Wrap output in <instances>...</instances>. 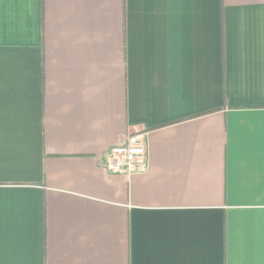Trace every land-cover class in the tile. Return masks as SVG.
<instances>
[{
    "label": "crops",
    "instance_id": "obj_1",
    "mask_svg": "<svg viewBox=\"0 0 264 264\" xmlns=\"http://www.w3.org/2000/svg\"><path fill=\"white\" fill-rule=\"evenodd\" d=\"M0 264H264V0H0Z\"/></svg>",
    "mask_w": 264,
    "mask_h": 264
},
{
    "label": "built area",
    "instance_id": "obj_2",
    "mask_svg": "<svg viewBox=\"0 0 264 264\" xmlns=\"http://www.w3.org/2000/svg\"><path fill=\"white\" fill-rule=\"evenodd\" d=\"M104 168L113 174L128 176L145 170L147 153L140 135H131L126 142L110 148L103 157Z\"/></svg>",
    "mask_w": 264,
    "mask_h": 264
}]
</instances>
